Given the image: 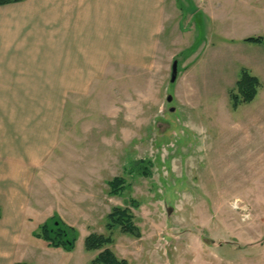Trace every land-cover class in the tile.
I'll list each match as a JSON object with an SVG mask.
<instances>
[{"label": "rangeland", "instance_id": "374dc122", "mask_svg": "<svg viewBox=\"0 0 264 264\" xmlns=\"http://www.w3.org/2000/svg\"><path fill=\"white\" fill-rule=\"evenodd\" d=\"M252 1L169 0L152 68L133 74L126 56L108 89L68 106L66 157L91 162L93 183L62 211L82 232L74 250L40 264H90L98 252L84 238L108 234L107 215L132 199L141 236L117 227L111 246L128 264H264V87L237 111L229 96L242 67L264 78L263 44L244 41L264 37ZM114 177L125 180L119 196L109 194ZM44 202L26 234L52 210Z\"/></svg>", "mask_w": 264, "mask_h": 264}, {"label": "crops", "instance_id": "0c3cea01", "mask_svg": "<svg viewBox=\"0 0 264 264\" xmlns=\"http://www.w3.org/2000/svg\"><path fill=\"white\" fill-rule=\"evenodd\" d=\"M251 4V10L264 12V0ZM168 5L169 0H24L0 6V264H40L62 254L64 249L48 246L34 232L55 215L77 230V241L82 237L80 226L62 211L84 199L80 186L93 183L92 163L71 165L66 157L72 148L68 106L108 89L109 75L124 71L126 56L136 59L133 74L141 67L148 72L171 19ZM254 76L261 83L258 97L264 78ZM44 201H52V210L26 234Z\"/></svg>", "mask_w": 264, "mask_h": 264}, {"label": "trees", "instance_id": "16d2710c", "mask_svg": "<svg viewBox=\"0 0 264 264\" xmlns=\"http://www.w3.org/2000/svg\"><path fill=\"white\" fill-rule=\"evenodd\" d=\"M24 0H0V6L22 2ZM245 42L263 44V36H251L244 39ZM260 80L253 76L246 68L240 69V75L233 89L229 91L231 107L236 110L240 105L250 103L257 95L260 88ZM109 194L119 196L125 189V180L122 177H114L108 182ZM132 206L137 208L139 205L135 199L131 200ZM130 206H116L107 215L106 228L108 234L96 232L89 233L84 238V248L86 251L98 252L91 260L90 264H128L124 258H119L111 248L114 239L113 231L118 227L122 233L130 234L134 237H140L141 233L135 223V216ZM37 238L44 240L48 246L60 247L66 251L75 248L78 238L77 230L58 216L51 217L48 221L40 225L35 233ZM15 264H31L19 262Z\"/></svg>", "mask_w": 264, "mask_h": 264}, {"label": "water", "instance_id": "95a60500", "mask_svg": "<svg viewBox=\"0 0 264 264\" xmlns=\"http://www.w3.org/2000/svg\"><path fill=\"white\" fill-rule=\"evenodd\" d=\"M177 74H178V62L175 60L172 64V68H171V78H170V81L171 83H174L176 81V78H177ZM167 101L168 102H171L172 101V96L169 95L167 97ZM174 109L171 108V111H173ZM168 212H171L170 209L168 210Z\"/></svg>", "mask_w": 264, "mask_h": 264}]
</instances>
